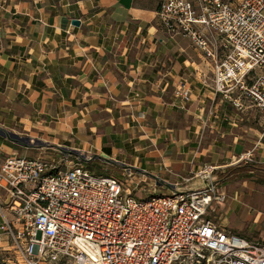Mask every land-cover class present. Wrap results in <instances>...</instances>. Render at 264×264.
I'll list each match as a JSON object with an SVG mask.
<instances>
[{
	"label": "built area",
	"instance_id": "1",
	"mask_svg": "<svg viewBox=\"0 0 264 264\" xmlns=\"http://www.w3.org/2000/svg\"><path fill=\"white\" fill-rule=\"evenodd\" d=\"M156 20L163 35L189 40L208 62L214 94L236 111L258 112L264 136V0H161ZM174 94L184 107L189 82L178 80ZM233 162L252 163L251 153ZM216 170L206 165L161 192L158 177L126 166L116 179L81 163L62 170L57 161L7 154L0 262L264 264V245L208 218L225 201ZM191 180L200 184L187 187Z\"/></svg>",
	"mask_w": 264,
	"mask_h": 264
},
{
	"label": "crops",
	"instance_id": "2",
	"mask_svg": "<svg viewBox=\"0 0 264 264\" xmlns=\"http://www.w3.org/2000/svg\"><path fill=\"white\" fill-rule=\"evenodd\" d=\"M160 2L0 0L2 124L23 129L29 124L49 135L67 134L95 119L90 136L100 132L98 139H112L119 125L123 139L118 148L134 156L129 166L162 175L170 186L182 180L170 183L164 176L186 178L206 165L226 174L227 160L247 152L249 140L221 128L232 106L208 88L211 68L190 41L161 33L156 20ZM72 20L80 25H71ZM175 38L179 42L167 50ZM178 80L191 88L184 107L172 89ZM249 108L237 112L249 116ZM211 117L217 136L210 140L202 131ZM225 135L232 137L229 150L221 145ZM193 183L200 184L191 180L187 187ZM3 198L0 192L1 207Z\"/></svg>",
	"mask_w": 264,
	"mask_h": 264
},
{
	"label": "rangeland",
	"instance_id": "3",
	"mask_svg": "<svg viewBox=\"0 0 264 264\" xmlns=\"http://www.w3.org/2000/svg\"><path fill=\"white\" fill-rule=\"evenodd\" d=\"M223 1L231 4H237L240 0ZM166 38L167 37H164L163 39L165 40ZM178 42L179 39L177 38H175V41H169L166 44L167 50L172 49V47ZM182 42L184 44H188L186 40H183ZM171 65H173V62ZM206 81V83L209 84L208 88H210V86H212V76L207 77ZM172 89L174 93V87H172ZM211 105L212 104H208L207 107L209 108ZM208 108L206 110H208ZM247 112L249 116H242L235 109L230 107L227 110L225 116L229 119L222 122L221 128L224 129L225 133H235L236 135L248 139L249 141L247 142L245 140V142L248 144L247 152L251 153L252 163L264 164V136H262L261 120L259 114L253 107L249 108ZM246 118H249V121H246ZM96 121L97 120L95 119H92L91 121L87 120L84 124L81 123L78 128L73 129V131H69L67 134L49 131V135H44V133L38 130L35 126L28 124L23 129L21 125L2 124L0 120V127L18 134L19 136H28L26 134L32 132L31 134H33V136H29L30 138L40 140L49 146L43 149H26L9 142L5 136L0 135V159L7 156V154H16L18 156L29 158H41L47 161L59 162L60 169L62 170L65 168H70L77 163H81L84 168L93 175L111 176L116 179H122L124 167L133 163L134 156H132L128 150L126 151L124 148H118L121 147L120 142L123 139V135L120 134L121 127L117 124L115 125V131H117L116 133L118 134L112 136L113 140L110 139V135L104 136L101 140L98 139L101 137L100 132H98L96 135L90 136L89 127L93 122ZM213 121L214 119L211 117L210 122L207 124V126H204L205 129L202 131V135L209 138L210 140L214 136H217V131H215V123ZM209 126H212L213 133L209 132ZM253 130L258 131L259 134L253 132ZM225 136H228V138L225 137L221 145L229 150L233 142L232 137L229 135ZM56 146L65 148L67 150H74L76 153L81 156H85L87 159L95 155L101 156L106 160L112 161V163L101 162L99 160L84 163L80 158L61 153L56 148ZM114 147L115 149L117 148L116 151L113 149ZM241 149L242 147L239 146L236 154ZM239 156H235V158H238ZM227 162L231 164L229 168L239 167L244 164H235L233 159H228ZM212 166L214 165L212 164ZM137 167L138 166L135 168ZM141 168L142 167L139 169ZM226 170H228V168ZM178 175L179 174H173L172 177L164 176V178L170 183L181 181L183 176L180 177ZM184 175L186 178L192 176L188 174ZM157 177L164 181L162 175H157ZM146 181H149L148 177L146 178ZM159 185L162 187L159 189L161 192L167 191L166 186H162L160 182ZM219 185L221 187V191L225 195V201L216 208L215 212L209 211L208 218L216 224L226 226L229 231L247 239L248 241L264 245V185L260 184V182L256 180L255 177L241 178L239 176L233 179H226L225 182H219ZM144 196L145 194H141L136 196L135 199L137 200L138 198ZM0 264L3 263L0 262ZM57 264L71 263L58 262Z\"/></svg>",
	"mask_w": 264,
	"mask_h": 264
},
{
	"label": "water",
	"instance_id": "4",
	"mask_svg": "<svg viewBox=\"0 0 264 264\" xmlns=\"http://www.w3.org/2000/svg\"><path fill=\"white\" fill-rule=\"evenodd\" d=\"M71 25L78 27L80 25V22L78 20H72ZM0 135H3L7 138V140L13 144H16L22 148L26 149H43L49 147L46 143L41 142L40 140L37 139H32L29 136H19L18 134H15L13 132H10L2 127H0ZM56 148L64 154H68L70 156H75L77 158H80L82 162L88 163L89 161H94V160H99L101 162H108L112 163L110 160H106L105 158L101 156H92L91 158L87 159L85 156H81L78 153H76L74 150H67L65 148H61L59 146H56ZM129 169L136 170V171H141L139 169H136L135 167L132 166H126ZM163 186H168L164 183V181L157 179Z\"/></svg>",
	"mask_w": 264,
	"mask_h": 264
},
{
	"label": "trees",
	"instance_id": "5",
	"mask_svg": "<svg viewBox=\"0 0 264 264\" xmlns=\"http://www.w3.org/2000/svg\"><path fill=\"white\" fill-rule=\"evenodd\" d=\"M134 172L138 173L136 170H134ZM215 175L217 176L218 182H225L226 179H233L237 176L241 178L255 177L260 184L264 185V164L245 163L239 167L228 168L226 174L223 176L221 174L219 175L217 171L215 172Z\"/></svg>",
	"mask_w": 264,
	"mask_h": 264
}]
</instances>
